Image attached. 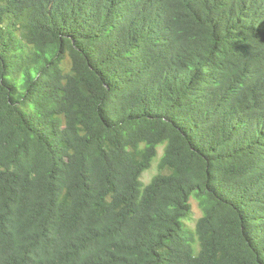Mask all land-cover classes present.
<instances>
[{
  "label": "trees",
  "instance_id": "1",
  "mask_svg": "<svg viewBox=\"0 0 264 264\" xmlns=\"http://www.w3.org/2000/svg\"><path fill=\"white\" fill-rule=\"evenodd\" d=\"M0 264H264V0H0Z\"/></svg>",
  "mask_w": 264,
  "mask_h": 264
},
{
  "label": "rangeland",
  "instance_id": "2",
  "mask_svg": "<svg viewBox=\"0 0 264 264\" xmlns=\"http://www.w3.org/2000/svg\"><path fill=\"white\" fill-rule=\"evenodd\" d=\"M163 154V149H160L159 157L154 161L153 166L144 172L142 180L145 184H148L152 178L160 172L158 167L160 158ZM193 219L189 221V224L193 227L196 223V220L201 216V209L199 207L198 201L193 199Z\"/></svg>",
  "mask_w": 264,
  "mask_h": 264
}]
</instances>
